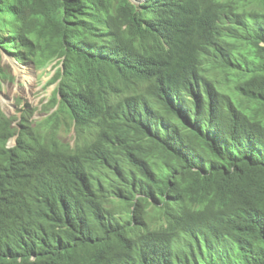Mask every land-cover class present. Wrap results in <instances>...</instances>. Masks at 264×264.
Segmentation results:
<instances>
[{
    "label": "trees",
    "instance_id": "trees-1",
    "mask_svg": "<svg viewBox=\"0 0 264 264\" xmlns=\"http://www.w3.org/2000/svg\"><path fill=\"white\" fill-rule=\"evenodd\" d=\"M2 51L56 85L0 110V264H264V0H0Z\"/></svg>",
    "mask_w": 264,
    "mask_h": 264
},
{
    "label": "rangeland",
    "instance_id": "rangeland-1",
    "mask_svg": "<svg viewBox=\"0 0 264 264\" xmlns=\"http://www.w3.org/2000/svg\"><path fill=\"white\" fill-rule=\"evenodd\" d=\"M140 1L141 0H137L136 3ZM0 65L9 70L13 76L12 80L5 79L0 81V84H3L1 89L4 92V95H0L2 97L0 102L2 110L9 113L11 117H15L20 113H23V109L31 113L32 117L36 119L45 116V109L43 107L55 87V83L47 85V81L53 74V70L48 68L50 65L41 69H35L33 67L34 72L31 73L29 79L26 80V82L18 83L16 82L15 71L16 73H19L20 68L18 67L17 69L15 65L13 68L11 64V57L4 51L0 53ZM14 106H16V108H14ZM54 108L55 107H51L49 110ZM63 129L64 127L59 128V137L62 133V140L71 142L73 140V135L71 134L72 132L64 131ZM11 143L12 142L10 141L9 144Z\"/></svg>",
    "mask_w": 264,
    "mask_h": 264
},
{
    "label": "clouds",
    "instance_id": "clouds-1",
    "mask_svg": "<svg viewBox=\"0 0 264 264\" xmlns=\"http://www.w3.org/2000/svg\"><path fill=\"white\" fill-rule=\"evenodd\" d=\"M212 56L214 57V53L212 54ZM54 63L55 62L50 64V66L48 67V68H51L53 70V73L55 71V68H52ZM32 72H34V71L28 70L29 75L27 76V80L31 76ZM18 75H19V73H18ZM22 82H26V80L22 81ZM216 85L218 86L219 84H216ZM2 86H3V84H1V87ZM0 95H4V92L1 88H0ZM1 99H2V97L0 96V102H1ZM14 108H16V106H14ZM0 110L4 113V115L6 117L11 119V124L14 126V129H13L15 131L14 134L12 136H10L5 143L6 147H13L16 145L17 138L20 135V129H21L22 125H19V121L21 120V115L25 112V109H23L24 110L23 113H20L18 116H15V117H11V115L9 113L3 111L1 106H0ZM27 113H29V112H27ZM44 114L46 116L45 112H44ZM42 117H44V116H42ZM41 118H39V119H41ZM39 119L32 117V115L30 113V117H29L30 126H34L33 124ZM64 131H66V130H64ZM68 131L72 132L71 134L73 135V140L71 142H69V144H70L69 149H72V151H74L73 148L75 146L82 145L84 140H89L91 137L90 134H88L86 131H83L81 133L83 138L77 139V134H75V129L73 126ZM61 135H62V133H61ZM62 137H63V135H62ZM100 138H101L102 146H101V150L99 152V155L102 154V152L106 151V149L109 145V142L107 141V139L105 137H103L101 135V132H100ZM10 141L12 142L11 144H9ZM77 159L78 160L73 161V165L75 166L76 169L71 174L72 186H73V181H75V184H76V183H81V181H84V180H88V181L97 180L100 177L104 176L105 170H106L108 165H105V163H104L105 161H102V159H100V157L98 158V156H97L95 160H92V159H88L86 157L80 156V158L78 157ZM69 174H70V169H69Z\"/></svg>",
    "mask_w": 264,
    "mask_h": 264
},
{
    "label": "bare ground",
    "instance_id": "bare-ground-1",
    "mask_svg": "<svg viewBox=\"0 0 264 264\" xmlns=\"http://www.w3.org/2000/svg\"><path fill=\"white\" fill-rule=\"evenodd\" d=\"M7 55H9L8 53H6ZM19 64H17V67H19L20 69L21 68H26L27 70H30V71H33V66L32 65H27L25 63H21V62H18ZM13 68H14V65H13ZM15 70V69H14ZM25 71V69H24ZM15 77H16V82H22V80L20 79L18 73H16L15 71Z\"/></svg>",
    "mask_w": 264,
    "mask_h": 264
},
{
    "label": "built area",
    "instance_id": "built-area-1",
    "mask_svg": "<svg viewBox=\"0 0 264 264\" xmlns=\"http://www.w3.org/2000/svg\"><path fill=\"white\" fill-rule=\"evenodd\" d=\"M25 69V71H22V70H24ZM29 74H28V70L26 69V68H21L20 69V71H19V76H20V78H21V80L22 81H25V80H27V76H28Z\"/></svg>",
    "mask_w": 264,
    "mask_h": 264
},
{
    "label": "water",
    "instance_id": "water-1",
    "mask_svg": "<svg viewBox=\"0 0 264 264\" xmlns=\"http://www.w3.org/2000/svg\"><path fill=\"white\" fill-rule=\"evenodd\" d=\"M132 1L133 2H136L137 0H132ZM4 52L5 53H8L6 51H4ZM9 56L11 57V64H12V66L15 65V67L18 69V67H17V64H19L18 61L15 59V57L13 55L9 54ZM33 71H34V69H33Z\"/></svg>",
    "mask_w": 264,
    "mask_h": 264
}]
</instances>
